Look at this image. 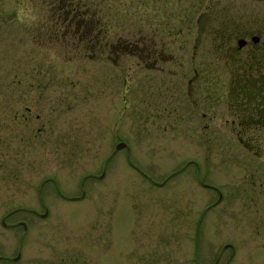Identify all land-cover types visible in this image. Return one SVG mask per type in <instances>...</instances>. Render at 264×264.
I'll return each instance as SVG.
<instances>
[{"label":"rangeland","instance_id":"1","mask_svg":"<svg viewBox=\"0 0 264 264\" xmlns=\"http://www.w3.org/2000/svg\"><path fill=\"white\" fill-rule=\"evenodd\" d=\"M59 1L0 0V264H264V147L205 53L264 1L62 0L107 23L104 60L48 36Z\"/></svg>","mask_w":264,"mask_h":264},{"label":"flooded vegetation","instance_id":"2","mask_svg":"<svg viewBox=\"0 0 264 264\" xmlns=\"http://www.w3.org/2000/svg\"><path fill=\"white\" fill-rule=\"evenodd\" d=\"M78 2V5L81 7L80 0ZM78 5V16L80 17L82 14V18H88V15H85L83 12L80 13L81 10L78 8ZM65 18L59 14L58 18L48 20L49 23L47 24L51 27L52 25L53 27H59L60 25V27H65L61 30V39L54 37L56 43L61 42L64 44L67 41L70 42L72 39L71 42L73 45L77 44L79 54H82L84 57H91L96 60L112 58L114 46L109 43V36L104 29L107 23H102L103 21L98 19L96 23L93 21L92 28L90 29L89 26L91 23L88 21L81 20L82 24H79V26V20L73 19L71 22L63 21ZM206 30L212 35L211 37L213 38L215 48L213 52L205 53L208 55L214 53L216 60H222L226 68V73L230 78L229 83L223 89H228L229 92L264 91V18L252 20L247 17L245 20L238 21L237 23L222 21L220 26L217 27V30L209 31L207 28ZM206 30L204 33H206ZM75 33L78 34L76 35ZM137 41L144 43L142 39ZM193 59H196V55L193 56ZM207 59L206 54H204L201 69L196 66L193 67L194 75H207L212 77V59L208 61ZM160 60L163 63L166 62L164 58H160ZM147 70L159 71V69L150 66H147ZM209 80L211 81V79ZM211 82L209 85H212ZM27 110L30 112V107H27ZM16 119H26L29 122L32 117L17 115ZM3 223L6 224L5 219ZM0 258L7 257L0 255ZM13 260L17 261L14 258Z\"/></svg>","mask_w":264,"mask_h":264},{"label":"trees","instance_id":"3","mask_svg":"<svg viewBox=\"0 0 264 264\" xmlns=\"http://www.w3.org/2000/svg\"><path fill=\"white\" fill-rule=\"evenodd\" d=\"M58 4L60 14L63 18L67 16L63 21L71 22L73 19L77 20L79 18L77 5L72 2L62 5V0ZM46 22H48V19L44 21V23ZM45 26L47 27L48 36L52 34L51 31L54 33L55 30V34L50 36L53 40L54 36L56 37L57 33L65 28L60 27L61 25L51 27L45 24ZM230 102L232 114L236 117L239 139L251 148L254 147V142L256 144L262 143L264 147V91H231Z\"/></svg>","mask_w":264,"mask_h":264},{"label":"water","instance_id":"4","mask_svg":"<svg viewBox=\"0 0 264 264\" xmlns=\"http://www.w3.org/2000/svg\"><path fill=\"white\" fill-rule=\"evenodd\" d=\"M258 1H264V0H258ZM125 146V144L124 143H120L118 146H117V149H119V148H121V147H124ZM48 212H46L44 215L46 216V214H47ZM3 221H4V219H3ZM23 223V225H24V229L26 230L27 229V224L25 223V222H22ZM20 258V254L17 256V257H15L14 259H16V260H18Z\"/></svg>","mask_w":264,"mask_h":264}]
</instances>
